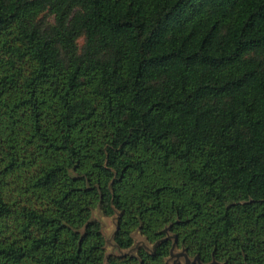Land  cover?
Returning <instances> with one entry per match:
<instances>
[{"label": "trees", "instance_id": "trees-1", "mask_svg": "<svg viewBox=\"0 0 264 264\" xmlns=\"http://www.w3.org/2000/svg\"><path fill=\"white\" fill-rule=\"evenodd\" d=\"M172 249L264 264V0H0V264Z\"/></svg>", "mask_w": 264, "mask_h": 264}, {"label": "rangeland", "instance_id": "rangeland-1", "mask_svg": "<svg viewBox=\"0 0 264 264\" xmlns=\"http://www.w3.org/2000/svg\"><path fill=\"white\" fill-rule=\"evenodd\" d=\"M93 219H97L101 222L103 233L107 240V253H135L137 248L140 245H145L146 247L150 248L151 246L148 244L146 239L140 234V232L136 231L134 233L135 238V244L132 248L128 250H122L119 247H117L116 243L114 242V234L116 230L117 225V215L115 216H106L103 214V212L97 208L93 211L92 215ZM182 262L187 263L185 256L183 255L181 250L175 249L173 250V256L169 258L170 264H175L176 262ZM193 259L188 260V264L193 263Z\"/></svg>", "mask_w": 264, "mask_h": 264}, {"label": "water", "instance_id": "water-1", "mask_svg": "<svg viewBox=\"0 0 264 264\" xmlns=\"http://www.w3.org/2000/svg\"><path fill=\"white\" fill-rule=\"evenodd\" d=\"M174 247H175V246H174ZM174 247H173V249H174ZM173 249H172V250H173ZM184 256H185V258H186V261H187V264H188V260H189V258H188V257H187L185 254H184ZM196 262H197V261H196V260H194L192 264H196Z\"/></svg>", "mask_w": 264, "mask_h": 264}]
</instances>
